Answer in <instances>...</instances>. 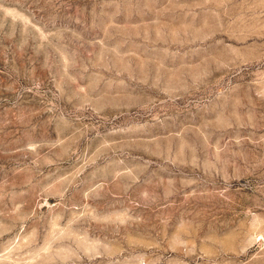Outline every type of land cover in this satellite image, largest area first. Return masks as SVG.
Listing matches in <instances>:
<instances>
[{
    "label": "rangeland",
    "instance_id": "obj_1",
    "mask_svg": "<svg viewBox=\"0 0 264 264\" xmlns=\"http://www.w3.org/2000/svg\"><path fill=\"white\" fill-rule=\"evenodd\" d=\"M0 264H264V0H0Z\"/></svg>",
    "mask_w": 264,
    "mask_h": 264
}]
</instances>
